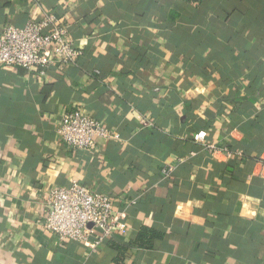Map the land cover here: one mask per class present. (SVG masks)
Listing matches in <instances>:
<instances>
[{
  "label": "crops",
  "instance_id": "obj_1",
  "mask_svg": "<svg viewBox=\"0 0 264 264\" xmlns=\"http://www.w3.org/2000/svg\"><path fill=\"white\" fill-rule=\"evenodd\" d=\"M194 2L0 0V31L50 11L80 51L0 67V264H264V0ZM70 109L119 137L61 145ZM71 180L125 214L96 250L36 224Z\"/></svg>",
  "mask_w": 264,
  "mask_h": 264
},
{
  "label": "built area",
  "instance_id": "obj_2",
  "mask_svg": "<svg viewBox=\"0 0 264 264\" xmlns=\"http://www.w3.org/2000/svg\"><path fill=\"white\" fill-rule=\"evenodd\" d=\"M67 31L68 24L50 11L42 12L39 18L29 20L22 27L5 24L0 31V67H19L44 76L54 65L73 63L80 51L67 37ZM55 133L61 145L83 150L96 149L97 137H119L107 125L80 109L62 113ZM196 140L203 142L204 133H198ZM206 147L210 154L218 151L214 144L208 143ZM173 169L172 163L163 166V177H170ZM41 201L36 224L58 243L76 241L96 250L105 239L126 228L125 214L113 209V197L92 192L75 180L49 189Z\"/></svg>",
  "mask_w": 264,
  "mask_h": 264
},
{
  "label": "trees",
  "instance_id": "obj_3",
  "mask_svg": "<svg viewBox=\"0 0 264 264\" xmlns=\"http://www.w3.org/2000/svg\"><path fill=\"white\" fill-rule=\"evenodd\" d=\"M185 1H187V2H194L195 1L194 3H196V1H198V0H185ZM144 231H146V229L142 230L141 233H140V235H138V237H137V243L138 244H142V245L144 244V242H141V241H143L142 240V235H143ZM117 250H118V253L120 254V251L122 249L119 246H117Z\"/></svg>",
  "mask_w": 264,
  "mask_h": 264
}]
</instances>
